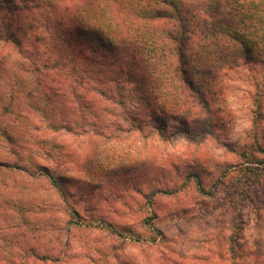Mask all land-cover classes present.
Listing matches in <instances>:
<instances>
[{"label": "rangeland", "instance_id": "374dc122", "mask_svg": "<svg viewBox=\"0 0 264 264\" xmlns=\"http://www.w3.org/2000/svg\"><path fill=\"white\" fill-rule=\"evenodd\" d=\"M94 45L95 54L107 61L123 56ZM24 66L15 55L0 64V126L12 138H5L0 129V162L26 170L48 167L59 177L66 199L46 181H12L3 173L1 264H229L227 237L236 208L225 204V190L247 161L242 154L253 153L258 143L264 146L263 56L254 54L239 67L226 66L210 81V126L200 117L185 124L181 114L161 113V105L151 116L143 95L124 109L100 100L79 112L68 80L66 96L45 100L38 93L28 95L31 89L44 92L46 87L36 89L30 81L44 83L43 78ZM126 114L142 117L149 139H113L108 129L101 130L110 136L103 142L80 134V126L113 129L115 123H124ZM67 120L73 132L54 129ZM155 127L166 132L168 141ZM183 130L189 136L179 133ZM259 157L264 159V154ZM224 171L228 176L222 185L216 181ZM191 172L200 174L207 193L197 192L190 182L183 185V177ZM63 178L70 180L64 183ZM259 192L262 209L243 210L241 219L239 254L246 264H264V187ZM74 210L81 218L67 216L66 211ZM122 215L125 224L141 234L139 242L87 225L99 216L116 224ZM70 218L83 225H65Z\"/></svg>", "mask_w": 264, "mask_h": 264}, {"label": "trees", "instance_id": "16d2710c", "mask_svg": "<svg viewBox=\"0 0 264 264\" xmlns=\"http://www.w3.org/2000/svg\"><path fill=\"white\" fill-rule=\"evenodd\" d=\"M94 43L123 56L116 62L100 58L94 52ZM254 54L264 57V0H0V64L12 55L19 57L27 66L24 69L47 84L32 79L30 83L36 89L46 88L44 92L31 89L28 95L38 93L47 97L45 100L66 96L67 90L63 89L68 80L79 112L92 109L100 100L124 109L143 95L141 99L152 108L151 116L157 115L161 105V113L177 117L181 114L185 124L200 117L206 118L210 126V81L218 78L226 66L248 63ZM102 67L109 72L104 73ZM141 119L126 114L124 123H115L113 129L95 124L91 129L80 126V134H92L101 142L110 136L149 139ZM60 126L73 132L69 120L54 125V129ZM0 129L5 138L12 140L6 129ZM103 129H108L110 136ZM154 129L168 141L162 128ZM179 133L189 136L187 130ZM262 145H254L253 153L242 154L247 161L238 168L236 165L239 176L225 190V204L229 209H233L232 204L236 208L227 237L229 264H246L239 254L243 210L262 209V202L257 203L263 201L259 197V188L264 187V159L259 157L264 154ZM22 169L19 164L0 162V176L8 174L12 181L18 177L43 180L61 198L66 197L59 177L48 167ZM227 176L224 171L216 182L223 185ZM63 179L64 183L70 180ZM185 182L194 185L197 192L207 193L200 174L187 173L183 185ZM74 212L66 214L81 218L77 210ZM71 218L65 225H83L71 223ZM125 219V215L119 216L114 224L99 216L87 225L107 228L119 239L139 242L141 234L134 233Z\"/></svg>", "mask_w": 264, "mask_h": 264}]
</instances>
